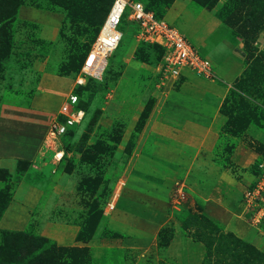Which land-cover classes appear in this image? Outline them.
I'll list each match as a JSON object with an SVG mask.
<instances>
[{
	"label": "rangeland",
	"instance_id": "1",
	"mask_svg": "<svg viewBox=\"0 0 264 264\" xmlns=\"http://www.w3.org/2000/svg\"><path fill=\"white\" fill-rule=\"evenodd\" d=\"M16 1L17 17L6 28L13 54L0 64V109L30 107L42 75L51 74L67 78L45 103L56 117L65 97L77 89L72 91L85 56L79 51L93 46L91 22L101 7L97 0ZM141 1L152 7L148 0ZM247 1L174 0L165 8L156 5V13L210 60L216 81L191 72L177 79L166 75L159 51L138 39L133 24L128 30L125 26L103 81L91 78L86 89L79 90L90 111L71 137L60 139L63 147L70 142L65 158L58 162L54 145L44 143L53 120L45 118L36 125L42 146L35 159L18 164L16 170L12 159L5 160L10 171L0 167V264H255L244 251L233 257L220 252L222 244L229 243L219 242L220 234H232L264 254V222H253L264 207V185L255 205L246 198L263 181L264 0H250L251 5ZM62 4L74 6L81 25L75 41L63 37ZM209 83L231 87L225 98L217 99ZM232 89L243 98L235 100ZM186 102L219 108L221 122L212 131L214 162L244 189L232 194V184L226 182L227 189L220 188L216 195L229 200L237 225L213 216L199 197L204 194L192 192L186 178L198 180L206 193L213 189L212 181L195 171H172L175 165L161 175L140 166L142 157L155 166L163 161L156 151L166 137L151 130L154 120L159 125L178 121L173 115L182 113L173 107ZM28 127L33 129L28 123L22 131ZM27 137L16 132L14 139L21 143ZM8 145L1 149L2 156L12 154L13 145ZM87 150L104 152L98 164L83 162ZM66 227L76 229V238L60 243L58 232Z\"/></svg>",
	"mask_w": 264,
	"mask_h": 264
},
{
	"label": "crops",
	"instance_id": "2",
	"mask_svg": "<svg viewBox=\"0 0 264 264\" xmlns=\"http://www.w3.org/2000/svg\"><path fill=\"white\" fill-rule=\"evenodd\" d=\"M190 72L189 70L183 71L180 77H186ZM191 74L195 75L193 72H191ZM66 79L67 78L51 74H43L30 107H16L10 105H3L1 107L0 152L1 149L9 147L10 145L8 144L13 145L12 154L10 156H2L0 154L1 168L8 169L5 165L6 159L16 161L15 164H13L14 170H16L19 161L31 162L35 159L42 146V139L40 141L38 140L40 134L36 131V125L43 123L45 118L48 122H50L51 118L54 119L55 116L48 112L45 103L47 104L53 94L56 93L60 82ZM211 84H215V82ZM75 86V83H73L72 91L75 89ZM228 87L230 88L231 86ZM229 88L211 85V89L217 99L221 97L225 98ZM43 95H45V99L42 98ZM67 97H65V100ZM177 106L178 105H175L173 108H179L176 111H179L182 115L177 117L173 115V117H175V119L178 118L179 122L175 120L174 122H170L169 125V123H163V121V124L160 123L159 125L158 123L156 124L155 119V127L153 126L151 128L153 132L162 133L166 137V141L159 144L156 151L163 161H160L157 163V166H155L148 162L146 158L142 157L140 166H147L148 169L146 168V170L150 171L146 172L154 175L156 172L160 175L162 172L165 174L166 171L172 169L171 165L176 166L173 167L174 169L172 171H187V175L195 171V175L201 177V179L204 178L207 182H209L208 180L212 181L213 189L210 187L207 190L208 193H206L203 187L200 188L198 186V180L193 179V181H189L187 176L186 181L192 182L190 184L192 186L191 191L204 194L199 197L205 202L204 206L212 212L211 214H213V216L226 220L232 225L239 224L240 222L233 220L235 217L233 214L234 212L231 210L232 206L230 207L231 203L229 200L225 198L219 199L216 195V192H220V188L225 187L227 189V187L223 185L226 182L228 187L230 186L229 184H232L231 187H229V191L232 194L244 189L242 182L231 179V177L224 172L225 170L214 162L215 155L213 151L215 149L216 139L212 131L221 122L219 108L213 104L194 105L191 103L188 104L187 102L183 105H179V107ZM28 123L33 129H29L30 127H28V129L22 131L23 126ZM16 132L26 133L28 137L23 138L22 142L19 143L14 139ZM152 134L154 133L149 132L147 136L152 137ZM15 144H17V146ZM186 148H189L191 153H188V149ZM214 190L215 192L213 195ZM161 192L167 195L165 191ZM210 194H212V196ZM124 217L125 220L129 222L127 216ZM236 230L239 232V229ZM58 233L62 234L59 240L60 243H71L75 240L77 231L74 228L66 227L61 229V232Z\"/></svg>",
	"mask_w": 264,
	"mask_h": 264
},
{
	"label": "built area",
	"instance_id": "3",
	"mask_svg": "<svg viewBox=\"0 0 264 264\" xmlns=\"http://www.w3.org/2000/svg\"><path fill=\"white\" fill-rule=\"evenodd\" d=\"M135 22L138 27L137 37L146 44L158 45L164 49L163 70L172 78H180L183 71L189 70L195 75L216 81L217 75L210 60L201 56L187 37L165 19L156 18L153 12L147 11L142 2L132 0H113L100 34L88 54L82 72L74 80L76 87L84 86L88 78L103 81L109 57L119 48L125 23ZM87 117L80 107V98L72 92L62 104L58 115L52 120L46 132L44 143L48 148L54 145L55 158L61 162L66 156V147L59 145L60 139L66 137L75 126L81 125ZM56 145V146H55ZM263 181L247 193V200L256 203L264 185V162L260 164ZM112 211L114 203L108 205ZM253 222H264V207L254 214Z\"/></svg>",
	"mask_w": 264,
	"mask_h": 264
},
{
	"label": "trees",
	"instance_id": "4",
	"mask_svg": "<svg viewBox=\"0 0 264 264\" xmlns=\"http://www.w3.org/2000/svg\"><path fill=\"white\" fill-rule=\"evenodd\" d=\"M134 1L142 2L141 0H134ZM173 1L174 0H148V2L152 5V7L146 6L145 3H143V2L142 3L144 4L145 9L147 11L153 12L155 14L156 18L164 19L156 13L155 9H158L159 7H162V6L165 8V7L169 6L171 3H173ZM112 3H113V0H97V5H99V7H101V8L98 9V14L93 19V23L91 22V26H93V28L91 29L93 44L95 43L96 39L98 38V36L100 34L101 28H102V26H103V24L107 18V15L110 11ZM17 4H18V1H16V0H0V64H2L5 60H9L13 54V52L11 51L12 45H13L11 43V41L13 40V38L11 35H9L6 28L9 27L10 24L15 22V19L17 17V8L19 6ZM247 4L251 5L252 3L250 0H248ZM156 5L158 6V8H156ZM60 6L63 8L64 13L66 14L65 15V21H64V30L62 31L63 37L65 39H67L68 41H70V40L75 41L76 40L75 37L77 35L78 30L82 29V28L80 27L81 25L77 19L76 14H74L72 11L74 6L71 7L68 4H62ZM131 24H133L135 29L138 31V27H137V24L135 22H126L125 26L127 27V30ZM152 48L158 50L160 53V57H163L164 49L162 47H160L158 45H152ZM90 51H91L90 47L88 48L87 46H85V48L83 49V52H85V53H81V51H79L81 55L85 54V56L83 55V57H81V59L79 61V67H77L79 72L81 71V69L84 65V62H85L88 54L90 53ZM32 55L33 54L28 53V56L31 57ZM139 57L142 58L140 60H146V58H147V57H143L141 55ZM67 67H68V65H67ZM63 69H64V67H62V70ZM71 70H72L71 66H69V69L67 68V71H71ZM90 80H91V78H88L86 85L77 86L76 91H74V93L79 96L80 107L86 111L87 116H88V113L90 111V105L88 103L86 104L83 101V99L79 95V90H83L84 88L86 89V87L91 82ZM33 93H35V90ZM231 93L235 97V100H237V98H243L241 94L235 92V89H232ZM72 131L73 130L69 131L67 136L69 135V137H71L73 135ZM99 145L101 146L104 144L102 143ZM83 146L85 147V143ZM86 146H87V143H86ZM65 147H66V151L68 152L70 150L69 149L70 148V142ZM103 151H104V149H103ZM103 153L104 152H101V150H100L98 154H94L90 150H87L86 153H84L83 162L84 163L89 162V163H93V164H98V162L101 160L100 156ZM24 162H27V161H19L18 164H22ZM219 242L220 243H225V242L229 243L228 246H225L226 243L222 244V247H220V252H225V253H227L233 257V256H236V254L239 253L240 251H244L246 255L249 254V255L253 256V258L255 260V264H264V254L262 252H260L258 249H256L255 247H253L252 245L245 243L241 239L237 238L235 235L220 234L219 235ZM230 244L232 246H234V248H232L230 246ZM56 260H59V259H57V257H56ZM2 264H4V262ZM73 264H85V263H83V261L74 260Z\"/></svg>",
	"mask_w": 264,
	"mask_h": 264
}]
</instances>
